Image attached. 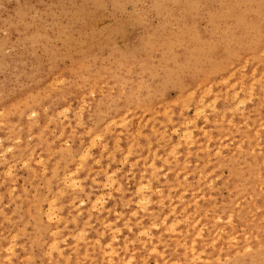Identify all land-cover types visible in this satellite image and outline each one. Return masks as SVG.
Returning a JSON list of instances; mask_svg holds the SVG:
<instances>
[{"label":"bare ground","instance_id":"obj_1","mask_svg":"<svg viewBox=\"0 0 264 264\" xmlns=\"http://www.w3.org/2000/svg\"><path fill=\"white\" fill-rule=\"evenodd\" d=\"M157 9L169 22L165 57L160 70L147 64L140 83L98 84L96 67L77 65L68 80L47 51L48 66L0 88L1 263L34 247L40 264H264V0H168ZM145 48L135 44L139 56ZM186 56L199 65L187 75ZM185 83L171 103L167 89ZM115 100L119 108L105 111ZM242 138L246 159L237 162ZM16 166L30 191L16 188ZM225 166L234 182L235 170L247 176L238 200L206 219L197 199L211 203Z\"/></svg>","mask_w":264,"mask_h":264},{"label":"rangeland","instance_id":"obj_2","mask_svg":"<svg viewBox=\"0 0 264 264\" xmlns=\"http://www.w3.org/2000/svg\"><path fill=\"white\" fill-rule=\"evenodd\" d=\"M160 1L168 3V0H0V88L7 83H14L24 72H32L33 68L40 69L43 65L48 66L47 51L55 58L54 67L66 74L64 77L68 80L74 79L75 73L72 69L77 65L86 69L89 66L96 67L95 71L102 80L98 84L122 86L123 80L129 77L137 84L140 83L147 78V64L160 70L162 58L165 57L162 43L169 35L166 33L169 22L165 14L159 15L157 11ZM190 5L183 2L181 11H190ZM82 18L91 23L86 25L87 22ZM200 27H203L202 22ZM182 34L174 35L178 39ZM140 40L146 41L145 56H139L135 52V44ZM166 61L168 64H175L169 55ZM184 61L185 75L198 70L199 65L190 57L186 56ZM189 88V83L169 87L166 98L174 103ZM92 96L96 98V95ZM119 106L120 102L115 100L110 104L112 109L107 107L104 110L109 109L113 113ZM171 112H174L173 105ZM257 112V109H251L246 115L253 121L257 118ZM187 115L193 118L191 108L187 109ZM196 124L199 127L202 125L199 121ZM171 137L175 141L176 135L172 134ZM237 139L235 136L224 148L223 158L227 157V150H233ZM241 140L245 145L236 150L237 152L234 151L230 157L237 162L246 159L242 151L248 141L246 138ZM194 160L192 159V166H195ZM196 166L199 169L205 167V162L200 161ZM116 171L124 184L121 164H117ZM220 171L221 178L226 183L219 185L215 193L211 192V203L201 205V201L197 199L199 204L195 212L200 215L207 213L206 219L214 214L211 210L218 211L220 206L230 207L233 200H238L239 180L245 178L248 172L244 168L235 170L238 179L234 182L231 180L229 167L225 166ZM24 172L19 166L14 168L18 183L16 188L22 187L25 191H30L28 184L24 183ZM0 203L7 209L5 201L1 200ZM107 204L108 201L104 200V205ZM232 230L241 234L246 227L236 221ZM25 251H29L36 264H40L34 247L16 251L14 264H27ZM149 264L152 262L149 261Z\"/></svg>","mask_w":264,"mask_h":264}]
</instances>
